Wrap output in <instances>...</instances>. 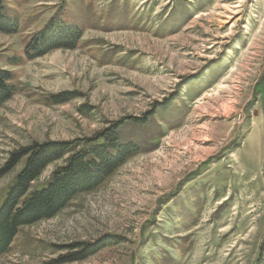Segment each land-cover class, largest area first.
<instances>
[{
    "label": "rangeland",
    "instance_id": "374dc122",
    "mask_svg": "<svg viewBox=\"0 0 264 264\" xmlns=\"http://www.w3.org/2000/svg\"><path fill=\"white\" fill-rule=\"evenodd\" d=\"M0 6L19 25L0 29V68L15 86L0 107V206L24 147L79 146L120 123L140 149L95 190L21 227L0 264H264V0ZM52 21L82 38L34 53Z\"/></svg>",
    "mask_w": 264,
    "mask_h": 264
},
{
    "label": "trees",
    "instance_id": "16d2710c",
    "mask_svg": "<svg viewBox=\"0 0 264 264\" xmlns=\"http://www.w3.org/2000/svg\"><path fill=\"white\" fill-rule=\"evenodd\" d=\"M2 14L0 6V29L16 32L19 27L16 20ZM81 35L77 25L52 21L47 29L35 35L32 51L41 54L54 48L74 47ZM12 79L10 70L0 68V107L15 93ZM122 128L123 124H114L86 138L79 146L73 141L42 143L24 147L14 154L11 165L24 156L27 160L0 206V256L10 250L21 227L53 217L81 192L95 190L140 151L135 142L124 141ZM55 161H63V164L46 185L32 190L33 183ZM83 258L69 256L63 262Z\"/></svg>",
    "mask_w": 264,
    "mask_h": 264
},
{
    "label": "bare ground",
    "instance_id": "6f19581e",
    "mask_svg": "<svg viewBox=\"0 0 264 264\" xmlns=\"http://www.w3.org/2000/svg\"><path fill=\"white\" fill-rule=\"evenodd\" d=\"M230 17V16H229Z\"/></svg>",
    "mask_w": 264,
    "mask_h": 264
}]
</instances>
